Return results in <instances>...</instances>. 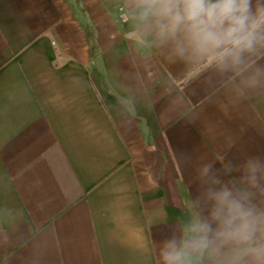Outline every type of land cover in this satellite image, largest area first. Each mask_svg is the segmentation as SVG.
Returning <instances> with one entry per match:
<instances>
[{
	"label": "crops",
	"instance_id": "crops-1",
	"mask_svg": "<svg viewBox=\"0 0 264 264\" xmlns=\"http://www.w3.org/2000/svg\"><path fill=\"white\" fill-rule=\"evenodd\" d=\"M142 11L0 0V264H163L209 188L264 209V171L249 188L243 170L264 164V46L228 66L183 58ZM233 255L209 246L184 264Z\"/></svg>",
	"mask_w": 264,
	"mask_h": 264
},
{
	"label": "clouds",
	"instance_id": "clouds-1",
	"mask_svg": "<svg viewBox=\"0 0 264 264\" xmlns=\"http://www.w3.org/2000/svg\"><path fill=\"white\" fill-rule=\"evenodd\" d=\"M141 5L142 15L155 19L159 34L176 41L180 57H214L220 66H228L264 46V4L254 7L253 0H141ZM243 170L248 187H258L264 164L250 159ZM208 199V214L192 225L191 239L163 242V264H184L187 254L209 246L216 251L232 246L229 264H264V209L226 185L209 188Z\"/></svg>",
	"mask_w": 264,
	"mask_h": 264
}]
</instances>
